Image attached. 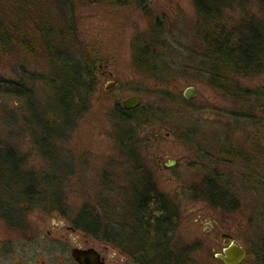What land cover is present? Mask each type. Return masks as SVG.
I'll use <instances>...</instances> for the list:
<instances>
[{
    "label": "rangeland",
    "instance_id": "rangeland-1",
    "mask_svg": "<svg viewBox=\"0 0 264 264\" xmlns=\"http://www.w3.org/2000/svg\"><path fill=\"white\" fill-rule=\"evenodd\" d=\"M154 1L148 9L118 0L86 4L76 12L79 23L71 24L70 12L54 0H0V24H9L5 33L10 37L7 44L0 40V87L8 86L6 80L12 88L23 82L29 92L28 97L0 92V162L9 145L23 157V170L41 182L48 174L58 176L56 199L65 205L64 217H57L40 205L13 204L26 228L15 229L0 216V264H11L6 246L24 259L35 247L45 249V239L38 245L32 237L53 230L65 216L76 219L85 206L94 209L102 227L88 231L105 239L113 264H146L140 257L154 263L152 251H143L134 220L131 185L136 186L139 167L179 211L170 240L192 247L186 264H224L215 254L222 252L225 234L248 250L242 264H264V72L229 82L248 89L249 97L210 86L199 67L204 42L196 0ZM222 1L225 23L253 17L264 23V0ZM42 26L51 27L57 38L61 34L73 59L96 65L99 79L86 112L73 117L54 141L52 159L35 141L42 124L33 116L54 104L50 81L56 78L53 66L60 64L43 50ZM150 45L156 47L151 58L166 73L137 62L140 48ZM115 80L119 85L107 92L105 86ZM190 87L196 95L186 99ZM131 96L143 99L135 119L117 118L115 106ZM127 131L138 164L119 145L120 133ZM208 176L231 194L235 208L215 207L203 198L199 189ZM4 202L1 190L0 208Z\"/></svg>",
    "mask_w": 264,
    "mask_h": 264
},
{
    "label": "trees",
    "instance_id": "trees-1",
    "mask_svg": "<svg viewBox=\"0 0 264 264\" xmlns=\"http://www.w3.org/2000/svg\"><path fill=\"white\" fill-rule=\"evenodd\" d=\"M222 2V0H196L197 11L202 22L200 31H203L204 42L203 59L199 67L202 68V73L206 74L207 84L210 86L237 98L249 97L248 89L239 84H228L233 79L237 80L239 77L254 76L264 72V23L253 17L242 20L239 24L229 25L225 23L220 12L219 5ZM261 13L264 15V9H261ZM43 26L41 32L39 31L43 50L48 52V56L52 59H58L60 64L58 67L53 66L56 78L50 81L54 89V104L49 105V108L43 107L41 113L33 112V116L37 122L42 124L41 135L37 137L36 134L35 141L44 152L43 154L52 159L55 155L54 141H57L60 134L66 131L72 119L86 112L89 101L99 84V79L96 65L73 59L71 57L73 52L62 41L64 38L61 34L58 40L51 27L44 28ZM4 35L6 36V33ZM2 41L4 44H7L4 41L8 42L6 38ZM152 49L156 51L153 45L140 48L137 62L143 69H151L154 73H166L164 66L151 58ZM1 83L0 79V85ZM10 84L11 82L6 80L8 86L0 87V92L6 91V93L21 97L29 96L25 83L18 82V85H13L14 88ZM29 100L33 111V102L30 98ZM138 110L139 108L125 110L117 104L114 115L121 120L129 121L135 119L134 113ZM44 111L49 117L44 115ZM128 133L129 131L120 133L123 138L119 139V145L128 154L132 163L138 164V158L135 156L133 145H130ZM6 150L9 152L5 162H0V191L2 190L5 194L4 208H0V216L7 219L9 225H14L13 220L16 218V213L13 204H19V202L25 205L29 203L40 205L46 210H63V200L56 199L60 181L58 176L48 174L42 178L41 182L34 172L23 170L24 159L17 154L14 148L6 145ZM222 151L228 152L229 148H224ZM246 161L249 162L248 158ZM137 169L134 172L138 176L136 186L131 185V192L134 196V220L143 237V251L145 252L146 248L152 251L154 263H151L146 256L140 259L146 264H155V262L156 264H170L167 236L171 231L169 228L173 227V220L178 209L169 198L156 189L142 168ZM52 182H57V186L52 185ZM201 185L199 193L212 206L223 209L236 207V202L230 198L231 194L213 178L205 177ZM93 210L85 206L80 216L75 219L76 224L88 230L91 226L99 231L102 227L97 217L92 215ZM261 260L264 261V257Z\"/></svg>",
    "mask_w": 264,
    "mask_h": 264
},
{
    "label": "flooded vegetation",
    "instance_id": "flooded-vegetation-1",
    "mask_svg": "<svg viewBox=\"0 0 264 264\" xmlns=\"http://www.w3.org/2000/svg\"><path fill=\"white\" fill-rule=\"evenodd\" d=\"M54 1L60 7H63L64 9H67L70 12L69 13L70 17L68 18V20L70 19L71 24H78L79 16L76 12L79 9L83 8L86 4L98 5L105 2L106 0H54ZM118 1L120 2V4H123L125 6H132L135 8L142 7L143 9L150 8L151 6H153L155 2L154 0H118ZM4 25L0 24V40H4L6 38V40L10 42L9 34L6 33V36L4 35L6 31V27L8 29L9 24H6V27ZM49 211L51 213L54 212L57 217L58 216L62 217L64 215V212L60 210H49ZM179 216H180L179 211L177 210L176 216L173 220V227L169 228V231L170 230L171 231L167 236L168 239L167 250H168V258L170 259V264H186L187 261L192 260L189 255L191 254L192 247H189L187 245H182L177 242H171L170 240L172 238L170 234L175 230ZM17 217L18 218L16 220H13V222H15L16 225H10V226H15L14 227L15 229H21V230L25 229L26 225H21L20 224L21 220L19 219L20 216ZM65 218H66L65 221L61 222V224H58V226L54 225L53 230L52 229L48 230L46 234L40 232L37 233L38 234L37 236L32 237V239H34V243L38 245L40 241H44L45 239L44 242L45 249H43L41 246L38 248L35 247L34 250L30 251L29 253L30 257H28V259H24L25 258L24 254L23 255L17 254L16 252L12 251L10 246H8L9 248H7L6 246L7 249L6 256L9 258L11 264H42V263L43 264H84V262L89 263L91 261L97 264H113L115 262L114 256L111 257L108 255L109 247L107 244H104L105 239L95 235L92 232H89L87 228L76 224L75 219L72 220L68 219L67 216H65ZM6 222L9 221L6 219ZM230 239L231 236H229L228 234L224 235L225 246L223 247L222 252L220 253H223L224 248L230 244L231 242ZM46 244L49 247H47ZM195 249L192 250L193 253ZM76 253L82 254L84 256V262H82L76 256ZM216 254L215 257H217ZM41 255H44L45 257L44 259L43 257L40 258L41 261L38 262L37 259Z\"/></svg>",
    "mask_w": 264,
    "mask_h": 264
},
{
    "label": "water",
    "instance_id": "water-1",
    "mask_svg": "<svg viewBox=\"0 0 264 264\" xmlns=\"http://www.w3.org/2000/svg\"><path fill=\"white\" fill-rule=\"evenodd\" d=\"M120 81H110L105 86V90L107 92L113 90L119 85ZM196 95L194 88H187L184 92V97L186 99H192ZM143 103V99L140 96H131L120 103V106L125 110H134L140 107ZM174 164V163H173ZM172 163L168 165V167L173 165ZM230 236V235H229ZM76 256L84 262V256L82 254L76 253ZM218 258H220L225 264H242L247 256L248 252L244 246L232 240L230 244L224 248L223 253L216 254ZM84 264H97L94 262H84Z\"/></svg>",
    "mask_w": 264,
    "mask_h": 264
}]
</instances>
